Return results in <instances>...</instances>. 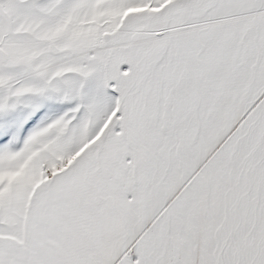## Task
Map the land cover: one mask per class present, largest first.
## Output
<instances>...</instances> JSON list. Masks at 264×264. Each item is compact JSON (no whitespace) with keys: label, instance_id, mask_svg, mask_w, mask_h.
Instances as JSON below:
<instances>
[{"label":"snow or ice","instance_id":"6c2138e0","mask_svg":"<svg viewBox=\"0 0 264 264\" xmlns=\"http://www.w3.org/2000/svg\"><path fill=\"white\" fill-rule=\"evenodd\" d=\"M0 264H264V0H0Z\"/></svg>","mask_w":264,"mask_h":264}]
</instances>
